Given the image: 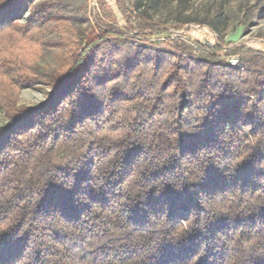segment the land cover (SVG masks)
<instances>
[{
    "label": "trees",
    "instance_id": "16d2710c",
    "mask_svg": "<svg viewBox=\"0 0 264 264\" xmlns=\"http://www.w3.org/2000/svg\"><path fill=\"white\" fill-rule=\"evenodd\" d=\"M37 1L0 0V264H264V55L151 42L133 0L44 80Z\"/></svg>",
    "mask_w": 264,
    "mask_h": 264
},
{
    "label": "rangeland",
    "instance_id": "374dc122",
    "mask_svg": "<svg viewBox=\"0 0 264 264\" xmlns=\"http://www.w3.org/2000/svg\"><path fill=\"white\" fill-rule=\"evenodd\" d=\"M52 2L56 17L44 26L46 49L39 63V76L47 80L60 66L64 43L82 41L84 35L103 34L110 28L125 30L133 15V0H38ZM151 18L168 29L149 36L151 42L182 39L200 43L210 49L220 48L226 56L244 47L264 55V0H151L144 2ZM22 24L25 20L21 21ZM176 26H181L176 30ZM238 66L240 57L228 59ZM237 61V63L235 62ZM38 77V79H40ZM51 88L39 81L35 87L19 93V106L31 107L44 102ZM0 107V127L6 123Z\"/></svg>",
    "mask_w": 264,
    "mask_h": 264
},
{
    "label": "built area",
    "instance_id": "2783aa9c",
    "mask_svg": "<svg viewBox=\"0 0 264 264\" xmlns=\"http://www.w3.org/2000/svg\"><path fill=\"white\" fill-rule=\"evenodd\" d=\"M237 63V61H235Z\"/></svg>",
    "mask_w": 264,
    "mask_h": 264
}]
</instances>
